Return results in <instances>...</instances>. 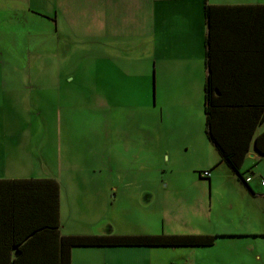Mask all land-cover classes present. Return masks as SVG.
Segmentation results:
<instances>
[{"label": "rangeland", "instance_id": "obj_1", "mask_svg": "<svg viewBox=\"0 0 264 264\" xmlns=\"http://www.w3.org/2000/svg\"><path fill=\"white\" fill-rule=\"evenodd\" d=\"M9 27H1L8 36ZM87 30L85 26L82 47L73 50L66 49L63 37L51 45L36 37L30 45L40 55L30 57L36 60L22 70L18 66L29 60L24 55L32 53L29 44L15 55L13 42L0 40V178L50 176L60 181L63 232L118 236L233 232L220 241L258 243L262 260L255 264H264V197L243 190L220 163L213 180L219 182L210 187L202 176L205 163L186 152L203 156V146L198 142L192 146L191 139L172 131L163 120V91L159 87L157 96L153 70L146 81L140 74L143 68L132 62L130 77H125L117 71L120 58L114 55L113 87L107 88L105 72L96 71ZM31 31L34 24L21 21L19 39ZM105 64L104 60L99 70H105ZM260 167L264 164H246L244 177L262 181ZM221 245L204 250L161 246L105 251L107 258L143 259L149 264H187L193 258L216 264L220 252L225 255L219 264H233L235 255H242L243 261L258 255L254 247L242 245L238 251L225 245L221 251Z\"/></svg>", "mask_w": 264, "mask_h": 264}, {"label": "crops", "instance_id": "obj_2", "mask_svg": "<svg viewBox=\"0 0 264 264\" xmlns=\"http://www.w3.org/2000/svg\"><path fill=\"white\" fill-rule=\"evenodd\" d=\"M205 3L219 10L214 16L213 25L205 18ZM224 7L226 9L220 11ZM23 20H27L29 25L34 24V31L24 33L25 37L19 39L20 22ZM4 25L10 26L9 36L1 28ZM85 26H88L86 33L89 34L91 42L90 51L92 50L96 58V71L105 72L107 88L113 87L112 69L117 65L112 62L114 55L120 58L121 65H117L120 67L117 71L125 77H130L129 65L132 62H135L138 69L143 68L140 74L145 75L146 81L150 80L153 70L157 96L159 87L163 91L161 115L165 124L172 131L191 139L192 146L196 142L203 146L206 151L203 156L194 151L186 152L195 153L197 159L205 163V172H210V177L205 176L210 181V187L218 183L219 181H213L216 178L214 170L218 164L229 170L230 168L221 162L219 152L206 131V85L211 78L217 100L215 121L218 137L230 148L236 146L241 150L240 146L249 137V132L241 129V122L256 121L260 107H264V0H0V40L13 42L11 51L15 55L28 47V44L31 49L30 44L38 36L42 37L43 45H51L63 37L62 40L68 44L66 49L81 48ZM31 51L30 55H24L29 60L26 58L18 66L20 70L28 67L30 60L34 63L36 59L30 57L40 55L33 49ZM43 55L46 56L44 50ZM129 58L130 62L125 63ZM104 60L105 70H99V67L103 68ZM263 132L264 120L256 127L242 170L246 164H252L253 167L264 164V156L255 149V140ZM233 176L239 180V186L243 190L264 197V167L259 169L262 181H254L257 177H251L250 182L242 181L235 174ZM48 179L56 180L60 186V236L79 235L74 231L63 232L62 225L64 229L66 225L63 221L60 181L50 176L0 178V181ZM4 185L6 188L0 194V218L7 216V220L11 221L10 225H16L15 217L21 216L22 220L26 219L23 224L28 225L29 216H42L46 205L43 203L44 195L37 192H17L20 194L17 195L11 192L10 185ZM10 233H14L13 229L7 234ZM51 234L54 235V240L49 237L45 242L24 240L18 243L1 236L0 264H62L60 248L55 241L57 233ZM231 235L235 233L187 236L214 237L212 245L190 246L194 249L215 248L222 243L221 251H224L225 245L239 251L242 245H246L254 247L258 254L244 255L246 264H255V261L262 260V255L258 253V243L227 244L220 241L223 240L222 237L231 238ZM246 235L238 236L247 237ZM134 247L137 246L129 248ZM105 250L107 249L75 248L72 251L71 264H149L143 259L107 258L108 251ZM224 255V252H220L216 257V264H219L221 256ZM234 260L233 264H245L242 255H235ZM208 261L211 264L213 262L193 258L188 259L187 264H208ZM150 263L153 264L151 261Z\"/></svg>", "mask_w": 264, "mask_h": 264}, {"label": "trees", "instance_id": "obj_3", "mask_svg": "<svg viewBox=\"0 0 264 264\" xmlns=\"http://www.w3.org/2000/svg\"><path fill=\"white\" fill-rule=\"evenodd\" d=\"M206 1V0H205ZM226 7L221 8L225 10ZM217 7H212L205 3L204 14L208 22L215 21L214 16L217 14ZM209 44V40H208ZM206 131L210 141L216 146L221 162H224L230 170L240 178L242 181L251 177H244L242 166L247 153L250 150L252 138L255 135L257 125L261 124L264 120V107L259 111L257 120H244L241 122L240 127L243 131L249 132L247 141L240 146L230 148L226 143L217 135L216 115L217 100L214 96V89L211 78L206 85ZM255 149L259 154L264 156V132L261 133L255 140ZM12 187L11 192L23 194H42L43 203L45 205L42 216L33 217L29 216L28 225L23 224L26 219L15 217L14 224L10 225L9 217L4 216L0 218V237H7L16 240L18 243L38 241L45 242L51 237L54 240V235L57 233L56 245L60 248V257L62 264H71L72 251L75 248H108V247H155V246H204L212 245L214 237L212 236H118V235H70L60 236V186L54 179L31 180V181H0V194L3 193L6 186ZM32 188V190H31ZM18 192V193H17ZM27 198V197H26ZM48 206V207H47ZM13 229L14 233H9ZM7 234V235H6ZM59 244V245H58ZM60 261V260H59Z\"/></svg>", "mask_w": 264, "mask_h": 264}, {"label": "built area", "instance_id": "obj_4", "mask_svg": "<svg viewBox=\"0 0 264 264\" xmlns=\"http://www.w3.org/2000/svg\"><path fill=\"white\" fill-rule=\"evenodd\" d=\"M204 176H206V177H210V172L206 171V172L204 173ZM247 181L250 182L251 179L248 178Z\"/></svg>", "mask_w": 264, "mask_h": 264}]
</instances>
